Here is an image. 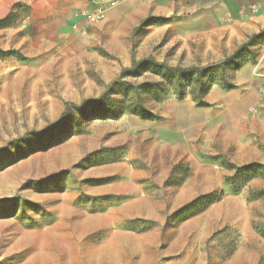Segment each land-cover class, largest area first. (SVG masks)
Instances as JSON below:
<instances>
[{"label": "rangeland", "instance_id": "obj_1", "mask_svg": "<svg viewBox=\"0 0 264 264\" xmlns=\"http://www.w3.org/2000/svg\"><path fill=\"white\" fill-rule=\"evenodd\" d=\"M151 16L134 29L133 63L117 76L53 51L16 76L27 63L16 49L0 54V71L12 75L0 76V264H264V161L248 160L255 154L232 133L237 122L222 115L212 131L196 105L219 107L214 92L234 85L258 47L227 64L239 48L227 54L226 18ZM165 66L201 68V91L195 73ZM67 103L73 113L54 127ZM141 106L155 117L133 113ZM57 245L72 256L55 259Z\"/></svg>", "mask_w": 264, "mask_h": 264}, {"label": "crops", "instance_id": "obj_2", "mask_svg": "<svg viewBox=\"0 0 264 264\" xmlns=\"http://www.w3.org/2000/svg\"><path fill=\"white\" fill-rule=\"evenodd\" d=\"M113 1L117 2L112 5ZM16 3L19 8H14ZM100 8L104 18L86 22L85 16ZM11 10H19L21 16L17 25L0 28V48L16 49L27 63L16 76H30V70L42 68L49 51L56 59L78 63L84 72L93 62L101 76H117L122 66L133 63L132 33L150 15L184 14V21L206 19L212 25L218 17L226 18L223 27L234 34L226 45L228 55L264 32V0H0V19ZM74 24L88 29H74ZM258 42L250 46L258 47L257 54L236 69L234 85L214 92L219 107L196 105L199 113L209 114L212 131L220 127L222 115L237 122L232 133L255 154L248 160L264 161V92L259 91L264 88V34ZM0 76L12 75L2 70ZM249 107L255 112L248 114Z\"/></svg>", "mask_w": 264, "mask_h": 264}, {"label": "trees", "instance_id": "obj_3", "mask_svg": "<svg viewBox=\"0 0 264 264\" xmlns=\"http://www.w3.org/2000/svg\"><path fill=\"white\" fill-rule=\"evenodd\" d=\"M17 5H20V3H16ZM14 14V11L11 10L6 16H4L3 18L0 19V28L1 27H7V26H10L12 23L10 22V19L11 17L13 16ZM155 18L153 16H148L146 18H144L141 22V24L137 27L140 28V27H146V26H149L151 24H154L155 23ZM264 32H261L260 34H257L254 36H252L249 41L242 45L234 54L228 56L224 62H226L227 64H231L233 63V60H237V56L239 53H241V50L245 47V46H250L252 44H254V41H253V38H260L261 35H263ZM14 51H10V50H2L0 49V54H3V55H10L12 54ZM135 63V62H134ZM213 66H218V64H214ZM240 67V66H239ZM166 70L171 72V73H174V74H189V73H195L196 75V80L198 82V89H199V92L201 91L200 90V87L202 85H204V79H203V76H201L200 74V70L201 68L199 67H195V66H189V67H171V66H165ZM232 87V84H227V88H231ZM195 100V99H194ZM88 103V102H87ZM90 103H95L96 105L98 104H101L102 101L101 99H97L95 101H92ZM196 104L198 106H206L208 105L206 102H203L202 100H200V97H196ZM73 105L71 103H67L66 104V107L62 113V118L60 119V122L59 123H56L54 124V127H58V125H60V123L66 118V117H69L70 114L73 113ZM133 113L137 114V115H140L141 117H144V118H152V117H155L149 110H147L146 108L142 107L138 110H134ZM116 116V115H115ZM250 166H253V164L251 165H247L245 167H243L242 169H249Z\"/></svg>", "mask_w": 264, "mask_h": 264}, {"label": "bare ground", "instance_id": "obj_4", "mask_svg": "<svg viewBox=\"0 0 264 264\" xmlns=\"http://www.w3.org/2000/svg\"><path fill=\"white\" fill-rule=\"evenodd\" d=\"M69 211H70V210H69ZM72 211H73V210H72ZM69 213H70V212H69ZM72 213L75 214L74 212H72ZM79 213H80V212H78V214H79ZM81 213H82V212H81ZM70 214H71V213H70ZM70 214H69V215H70ZM83 214H85V213H83ZM69 215H68V216H69ZM79 215H80V214H79ZM85 215H86V214H85ZM85 215H84V216H85ZM66 216H67V215H66ZM71 216H72V214H71ZM80 216H81V215H80ZM67 218H68V217H67ZM70 218H71V217H70ZM72 218H73V217H72ZM79 220H80V219H79ZM81 220H82V218H81ZM81 220H80V221H81ZM70 221H71V220H70ZM67 222H68V221H67ZM74 223H75V222H74ZM66 224H67V223H66ZM68 224H69V223H68ZM68 224H67V225H68ZM79 224H80V222H79ZM67 225H66V226H67ZM69 225H70V224H69ZM75 225H76V224H75ZM64 226H65V225H64ZM72 226H73V225H72ZM78 226H79V225H78ZM78 226H77V227H78ZM67 227H68V226H67ZM77 227H76V228H77ZM64 231H65V230H64ZM66 231H67V229H66ZM66 231H65V232H66ZM69 231H70V230H69ZM74 231H75V230H74ZM53 232H54V231H53ZM53 232H52V233H53ZM57 232H61V231L58 230ZM71 232H72V231H71ZM49 233H50V232H49ZM52 233H51V235H52ZM55 233H56V232H54V234H55ZM74 233H75V232H74ZM34 234H35V233H34ZM42 234H43V233H42ZM42 234H41V235H42ZM45 234H48V233H45ZM56 234H57V233H56ZM58 234L61 235V233H58ZM58 234H57V236H58ZM62 234H63V233H62ZM69 234H70V233H69ZM72 234H73V233H72ZM51 235H49V236H51ZM70 235H71V234H70ZM115 235H117V234H115ZM32 236H33V235H32ZM74 236H75V235H74ZM77 236H78V235H77ZM34 237H35V236H33V238H34ZM66 237H67V236H66ZM72 237H73V236H72ZM113 237H114V236H113ZM119 237H120V236H119ZM42 238H43V237H42ZM51 238H52V237H51ZM55 238H57V237H55ZM58 238H59V237H58ZM62 238H63V237H62ZM120 238H122V237H120ZM26 239H27V238H26ZM37 239H38V238H37ZM37 239H36V240H37ZM46 239L48 240V238H46ZM112 239H113V238H112ZM197 239H198V238H197ZM23 240H24V239H23ZM27 240L30 241V240H32V239H30V240L27 239ZM40 240H41V239H40ZM40 240H39V241H40ZM50 240H51V239H50ZM63 240H64V239H63ZM185 240H186V239H185ZM28 241H27V242H28ZM37 241H38V240H37ZM58 241H59V240H58ZM23 242H24V241H23ZM23 242H22V243H23ZM46 242H47V241H46ZM50 242H51V241H50ZM54 242H55V241H54ZM59 242H60V241H59ZM22 243H21V244H22ZM32 243H33V242H32ZM39 243H41V242H39ZM42 243H43V240H42ZM68 243H70V242H68ZM113 243H114V241H113ZM113 243H112V244H113ZM21 244H20V245H21ZM28 244H29V242H28ZM46 244H47V243H46ZM46 244H45V245H46ZM61 244H63V243H61ZM22 245H23V244H22ZM32 245H33V244H32ZM36 245H37V244H35V246H36ZM51 245H53V244H51ZM54 245H55V244H54ZM54 245H53V247H54ZM63 245H66V244L64 243ZM115 245L117 246V248H115V249H116L117 252H118V250H119V249H118V246H120L121 244L118 245L117 243H115ZM124 245L126 246V243H125ZM103 246H104V245H103ZM116 246H114V247H116ZM125 246H124V247H125ZM128 246H129V245H128ZM130 246H132V245L130 244ZM144 246H146V245H144ZM144 246H143V247H144ZM36 247H37V246H36ZM39 247H41V246H39ZM49 247H50V246H49ZM65 247H66V246H64L63 248H61V246L57 245V247L55 248L57 251H56V253L53 255L55 259H59V260H60V259H62V258H64V257H66L67 253H69V255L72 256V253H71V252H67L66 249H64ZM146 247H147V246H146ZM146 247H145V248H146ZM152 247H154V246H152ZM74 248H75V247H74ZM105 248H106V247H105ZM119 248H120V247H119ZM127 248H128V247H127ZM132 248H133V247H132ZM145 248H144V249H145ZM33 249H34V248H33ZM42 249H43V248H42ZM51 249H54V248H51ZM68 249L71 250L70 246H69ZM68 249H67V250H68ZM72 249H73V247H72ZM107 249H108V248H107ZM111 249H114V248H111ZM129 249H130V248H129ZM147 249H150V248H147ZM147 249H146V251H147ZM29 250H31V249L29 248ZM35 250H36V249H35ZM70 250H69V251H70ZM121 250H122V249H121ZM155 250H156V249H155ZM53 251H54V250H53ZM73 251H74V249H73ZM102 251H103V249H102ZM124 251H125V250H123L122 252H124ZM131 251H132V250H131ZM150 251H152V250H150ZM158 251H159V250H158ZM41 252H42V251H41ZM84 252H86V251H84ZM107 252H108V251H107ZM119 252H121V251H119ZM144 252H145V250H144ZM38 253H40V252H37L36 255H38ZM43 253H44V252H43ZM45 253H46V252H45ZM51 253H52V252H51ZM74 253H75V252H74ZM79 253H81V251H79ZM89 253H90V252H88V254H89ZM103 253H106V252H103ZM125 253H127V252H125ZM130 253H131V252H130ZM31 254H32V253H31ZM46 254H47V253H46ZM121 254H122V253H120V255H121ZM155 254H157V253H155ZM32 255H33V254H32ZM42 255H44V254H42ZM69 255H68V256H69ZM75 255H76V253H75ZM79 255H80V254H79ZM139 255H140V254H139ZM33 256H34V255H33ZM39 256H40V255H39ZM82 256H83V255H82ZM103 256H104V255H103ZM29 257H30V256H29ZM80 257H81V256H80ZM108 257H109V256H108ZM108 257H107V258H108ZM110 257H111V256H110ZM31 258H33V257H31ZM78 258H79V257H78ZM87 258L90 259V257H87ZM102 258H103V257H102ZM104 258L106 259V257H104ZM112 258H113V257H111V260H112ZM114 258H115V256H114ZM114 258H113V260H114ZM51 259H52V258H51ZM55 259H54V260H55ZM76 259H77V258H76ZM105 259H103V260H105ZM77 260H78V259H77ZM87 261H88V260H87ZM89 261H90V260H89ZM100 261H101V258H100ZM107 261H108V264H109V261H110V260L107 259ZM118 261H119V258H118L117 262H118ZM55 262H56V260H55ZM67 262H68V261H67ZM80 262H81V261H80ZM102 262H103V261H102ZM110 262H111V261H110ZM117 262H116V263H117ZM42 263H43V260H42ZM85 263H87V262H85ZM106 263H107V262H106ZM36 264H38L37 260H36ZM40 264H41V263H40ZM43 264H44V263H43ZM49 264H50V261H49ZM61 264H62V263H61ZM80 264H81V263H80Z\"/></svg>", "mask_w": 264, "mask_h": 264}, {"label": "built area", "instance_id": "obj_5", "mask_svg": "<svg viewBox=\"0 0 264 264\" xmlns=\"http://www.w3.org/2000/svg\"><path fill=\"white\" fill-rule=\"evenodd\" d=\"M117 1H113L111 2L112 5H114ZM104 18V9L100 8V9H97V11H95L93 14H87L85 16V19L87 21H93L95 19H103Z\"/></svg>", "mask_w": 264, "mask_h": 264}]
</instances>
